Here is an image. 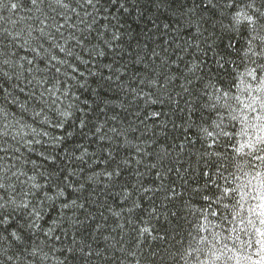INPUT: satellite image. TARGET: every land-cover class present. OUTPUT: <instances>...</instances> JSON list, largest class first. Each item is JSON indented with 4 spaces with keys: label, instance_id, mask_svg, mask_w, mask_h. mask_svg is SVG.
Listing matches in <instances>:
<instances>
[{
    "label": "snow or ice",
    "instance_id": "obj_1",
    "mask_svg": "<svg viewBox=\"0 0 264 264\" xmlns=\"http://www.w3.org/2000/svg\"><path fill=\"white\" fill-rule=\"evenodd\" d=\"M0 264H264V0H0Z\"/></svg>",
    "mask_w": 264,
    "mask_h": 264
}]
</instances>
